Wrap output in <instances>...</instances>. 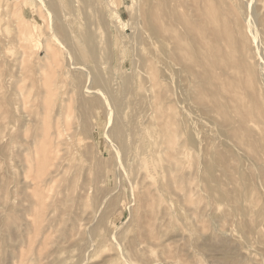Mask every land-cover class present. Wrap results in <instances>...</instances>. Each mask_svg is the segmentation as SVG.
I'll return each instance as SVG.
<instances>
[{"label": "rangeland", "instance_id": "obj_1", "mask_svg": "<svg viewBox=\"0 0 264 264\" xmlns=\"http://www.w3.org/2000/svg\"><path fill=\"white\" fill-rule=\"evenodd\" d=\"M58 1L0 0V264H264V0Z\"/></svg>", "mask_w": 264, "mask_h": 264}, {"label": "bare ground", "instance_id": "obj_2", "mask_svg": "<svg viewBox=\"0 0 264 264\" xmlns=\"http://www.w3.org/2000/svg\"><path fill=\"white\" fill-rule=\"evenodd\" d=\"M113 1V0H112ZM168 1L169 0H158L157 1V3H156V5H154V7H150L149 9H147L145 12H144V19L146 20V23H147V25H148V27H149V29L153 32V33H165V32H167L168 31V28H173L174 30H175V26H176V19H175V15L176 14H178V12L179 11H177L176 9H168ZM203 1V0H202ZM214 1H216V0H214ZM220 1H222V0H220ZM246 1V0H245ZM61 2V1H60ZM240 2H241V0H240ZM243 2V1H242ZM241 2V3H242ZM170 3H171V1H170ZM71 5L72 3H71V1L70 0H63V2H62V4H59V1L58 2H53L52 4H51V7H50V10L51 11H53V12H55L56 14H58L59 16H64V18H65V16H67V13L65 12V11H67V9L65 8V6L64 7H61V5L63 6V5ZM113 4V3H112ZM245 4V3H244ZM243 4V5H244ZM236 5V4H235ZM204 10H203V14L205 15V16H207L208 18H209V15H212V14H214L216 11H217V8L215 7V6H213L212 5V0H204ZM49 7V6H48ZM237 7V6H236ZM235 6H233V7H230V8H227V13L228 14H237V11H239V12H241L243 9H242V6L239 4V8L237 9ZM243 7H245V6H243ZM168 10H167V9ZM247 8V7H246ZM46 9V8H45ZM48 11V10H47ZM140 11V10H139ZM50 12V11H49ZM249 12V11H248ZM243 13V12H242ZM66 14V15H65ZM118 14V13H117ZM120 17V16H119ZM61 18V17H60ZM116 18L118 19V15L116 16ZM141 19V18H140ZM120 20V19H119ZM184 21L186 22V23H188L189 21H188V19H187V17L185 16L184 17ZM62 25V24H61ZM66 27V26H65ZM64 27V28H65ZM62 28H63V26H62ZM67 28V27H66ZM67 30V29H66ZM64 30V38H65V40H66V42H68V45H66V46H69L70 44L69 43H72V41L71 40H73V37L71 38L69 35H70V33L69 32H67V31H70V30ZM194 31L196 32V34L200 37H202V39L203 38H205V36L204 35H202V32H200V31H198L197 30V28L195 27L194 28ZM54 31H52V33H53ZM73 32V31H72ZM51 33V34H52ZM54 35H55V32H54ZM58 35V34H57ZM72 35V34H71ZM86 36V35H85ZM50 38H54L52 35H50ZM58 38V37H57ZM61 38H62V36H61ZM87 38H89V40H90V35H89V37H87ZM55 39V38H54ZM60 39V38H59ZM75 39H78V38H74V40ZM64 41V40H63ZM78 41H80V40H78ZM55 44H58V46H56V47H61V48H63V44L61 43V42H59L57 39H55L54 41H53ZM76 42V41H75ZM81 42V41H80ZM80 42H79V44H80ZM184 42V38H182V37H180L179 38V44H182ZM78 42H76V44H77ZM82 43V42H81ZM52 44V43H51ZM55 44H52L51 45V47L52 46H54ZM73 44V43H72ZM185 44H186V46L188 45L187 43H186V40H185ZM83 45V44H82ZM65 46V47H66ZM70 46H72V45H70ZM50 47V46H49ZM75 48V47H74ZM65 50L64 51H66V50H68L67 49V47L66 48H64ZM88 49V48H87ZM89 49H91V48H89ZM63 50V49H62ZM71 49H69V51H66V52H71V51H73V53H74V51L75 50H71ZM63 51V52H64ZM76 52V51H75ZM137 52V51H136ZM72 53V52H71ZM78 54V53H77ZM71 55V54H70ZM79 56V55H78ZM91 56V55H90ZM135 56V55H134ZM86 57H88V54L86 55ZM93 57V56H92ZM74 58H75V56H74ZM73 57H72V59H74ZM89 58V57H88ZM77 59V58H76ZM75 59V60H76ZM80 59V60H79ZM87 59V58H86ZM78 60L79 61H84V56H80L79 58H78ZM80 62V63H81ZM81 64H83V63H81ZM97 81V80H96ZM97 83V82H96ZM119 106V105H118ZM116 134H117V136L118 137H122V134H123V131H122V128H120V127H118L117 129H116ZM51 158V157H50ZM49 160V159H48ZM38 193V192H37ZM39 195V194H38ZM41 196V195H40Z\"/></svg>", "mask_w": 264, "mask_h": 264}]
</instances>
